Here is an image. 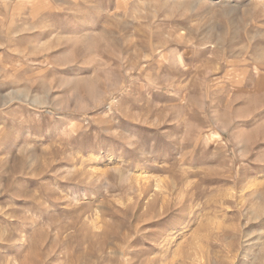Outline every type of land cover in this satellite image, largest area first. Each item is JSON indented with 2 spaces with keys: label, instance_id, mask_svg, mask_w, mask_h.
<instances>
[{
  "label": "rangeland",
  "instance_id": "374dc122",
  "mask_svg": "<svg viewBox=\"0 0 264 264\" xmlns=\"http://www.w3.org/2000/svg\"><path fill=\"white\" fill-rule=\"evenodd\" d=\"M0 264H264V0H0Z\"/></svg>",
  "mask_w": 264,
  "mask_h": 264
}]
</instances>
